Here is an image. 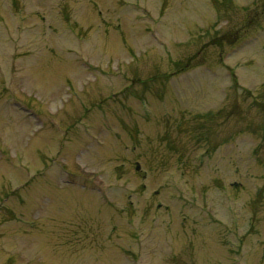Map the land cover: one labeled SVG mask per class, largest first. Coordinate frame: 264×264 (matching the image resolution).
Returning <instances> with one entry per match:
<instances>
[{
	"label": "rangeland",
	"instance_id": "1",
	"mask_svg": "<svg viewBox=\"0 0 264 264\" xmlns=\"http://www.w3.org/2000/svg\"><path fill=\"white\" fill-rule=\"evenodd\" d=\"M0 264H264V0H0Z\"/></svg>",
	"mask_w": 264,
	"mask_h": 264
},
{
	"label": "water",
	"instance_id": "2",
	"mask_svg": "<svg viewBox=\"0 0 264 264\" xmlns=\"http://www.w3.org/2000/svg\"><path fill=\"white\" fill-rule=\"evenodd\" d=\"M136 169H139V165L138 164L136 165Z\"/></svg>",
	"mask_w": 264,
	"mask_h": 264
},
{
	"label": "flooded vegetation",
	"instance_id": "3",
	"mask_svg": "<svg viewBox=\"0 0 264 264\" xmlns=\"http://www.w3.org/2000/svg\"><path fill=\"white\" fill-rule=\"evenodd\" d=\"M186 255H188V254H186Z\"/></svg>",
	"mask_w": 264,
	"mask_h": 264
}]
</instances>
